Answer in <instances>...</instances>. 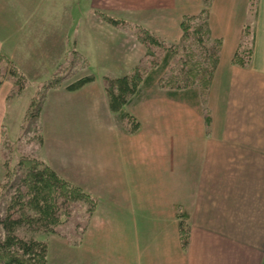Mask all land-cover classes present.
<instances>
[{"label": "crops", "instance_id": "0c3cea01", "mask_svg": "<svg viewBox=\"0 0 264 264\" xmlns=\"http://www.w3.org/2000/svg\"><path fill=\"white\" fill-rule=\"evenodd\" d=\"M202 6L0 0V55L30 81L53 71L71 45L95 68V79L75 90L49 88L37 118L40 158L97 198L77 242L46 236L49 264H264V0H211L209 34L221 45L204 102L152 86L126 106L139 121L132 133L119 129L107 103L103 75L125 74L146 54L127 27L98 11L176 43L182 17ZM245 26L251 55L239 65L232 58ZM9 89L0 88V141Z\"/></svg>", "mask_w": 264, "mask_h": 264}, {"label": "trees", "instance_id": "16d2710c", "mask_svg": "<svg viewBox=\"0 0 264 264\" xmlns=\"http://www.w3.org/2000/svg\"><path fill=\"white\" fill-rule=\"evenodd\" d=\"M210 2L211 0H203V6L199 13L182 17L179 24L182 30L181 36L176 45L166 46L162 39L147 28L138 24L132 26L133 29L135 28L137 38H139L149 51V54H151V68L149 70H142L139 68L141 65H136L128 73L119 76L104 75L102 77L108 107L113 113L118 126L124 129V131L132 133L139 127L137 118L127 112L124 106L133 97L141 98V95H143L141 92L142 85L153 84L150 83L154 77L152 73L154 69L152 67L157 63V59H152V57L154 58V54L150 49L154 46L166 49L165 54L160 58L163 64L169 63V59L175 58L177 52H180L177 62L182 66L180 70H182L184 78L189 82L185 85V88H190L192 85L193 87L204 86V90L199 93L202 94V101L204 102L205 96L203 92L207 91L210 84L212 74L219 59L221 45L219 38H212L209 34L208 12ZM101 15H103L105 21L111 24L123 26L127 23L123 19H118L111 15L104 13ZM190 19H196L197 24L194 25L191 21L187 22ZM188 37L194 38L196 43L199 44V48L201 49L199 51L200 60H195V55L190 53V46L188 43H185V40L189 39ZM250 55V29L248 26H245L242 31L240 44L233 55L232 61L239 65H247ZM4 59L5 55L1 54L0 60ZM15 70L13 68L14 72L12 74H15L14 82L18 87L17 89L20 90L24 78ZM194 71L203 72L204 75L195 76ZM1 76L0 74V78ZM94 79L95 75L89 72L75 78L73 81L67 83L65 87L68 90H75ZM172 83L174 82L172 81ZM59 85L60 81L57 79L48 81L43 86L44 91L37 102L34 101V98L29 99L25 115L38 118L47 90ZM162 87L165 88L166 94L176 95L178 93L180 95L179 93H182L181 95H186L192 92L190 89L180 92L181 86L173 87V85H168L166 87L164 85ZM176 90L179 92H175ZM38 136L42 140V134H38ZM17 164L18 168L22 171L21 175L17 178L18 180L16 183L10 181L4 184L7 185L8 191L10 188H12V191L9 193V199L6 202L3 213L0 212V264H49L47 259V241L19 235L17 230L27 227L33 230H42L45 233L54 232L56 225L60 222V216L70 211L72 204L77 202L84 203L90 215L95 208L97 198L59 175L41 158L35 156L22 157ZM179 216L181 217L179 221L180 236L182 243L185 245L188 242L189 229L184 223L185 213L181 212Z\"/></svg>", "mask_w": 264, "mask_h": 264}, {"label": "rangeland", "instance_id": "374dc122", "mask_svg": "<svg viewBox=\"0 0 264 264\" xmlns=\"http://www.w3.org/2000/svg\"><path fill=\"white\" fill-rule=\"evenodd\" d=\"M81 3L86 4V0H81ZM101 14L102 13L98 11L96 15H98L100 18L105 20L103 15ZM189 21H191L192 24L194 23V25L197 24L196 19L194 20L190 19L187 22ZM133 25L136 24H131L127 22L125 25H123V27H127V29L131 31L134 37H136L135 39L141 42L139 38H137V34L135 33V28L133 29L132 27ZM179 27L181 32L182 31L181 26ZM188 38L189 39L185 40V43L189 44L190 53H193L195 55L194 57L195 60L196 59L200 60L199 51H201V49L199 48V44L196 43L194 38L192 37L191 38L188 37ZM176 43H165V45L166 46L176 45ZM73 50L74 52H72ZM150 50L154 54V58L152 57V59L155 58L157 59V63H156L157 65L155 64L153 66L154 68L152 67V69H154L152 72L154 74V77L152 78L153 80L150 83L153 84L142 85L141 87L142 94L145 95V92L149 93L150 89L148 88L154 86L153 89L155 90H151V92L158 91L160 92V94L172 99L182 98L183 96L181 95L182 93H179L180 95H178V93H176V95L166 94L165 88L162 87L164 85H166V87L168 85H173V87L181 86L180 87L181 90L178 89L180 92L189 89L194 91L195 97L192 100V102L201 100L202 94L199 93L204 90V86L193 87L192 85L190 86V88H185V85L189 82L184 78V74L182 70H180L182 69L181 68L182 66H180V63L177 62L178 56L180 54L179 51L177 52L175 58L169 59L170 60L169 63L163 64L160 58H162V56L165 54L166 49L160 46H154ZM145 54L149 56L144 55V57L141 58L134 66L141 65V67L139 68H141L142 70L145 69L149 70V68H151V61H150L151 54H149V51L147 50L146 47H145ZM13 68L16 69L15 71L19 72L24 78L23 85L20 88V90L17 89L18 87L14 82L15 74H12V72H14ZM131 69H129L126 73L130 72ZM96 71L99 72L98 67L96 68ZM102 71L106 72V69L102 68ZM79 72L81 75L89 72L93 73L95 72V68L90 63V61H87V58L76 49L75 45L69 46V48L65 53L64 58L61 60V62L57 64V66L53 69V71H51L42 80L36 82L30 81L26 76V74L8 56L5 55V59L2 61L0 60V74L2 75L0 78V88L4 83L10 84V89L5 95V102L7 103V112L3 124L1 126V141H0V212L1 213H3V210L5 209L6 206V202L9 199V193H11L12 191V188H10V190L8 191L7 185L4 184L10 181L16 183V181L18 180L17 178L21 175L22 172L20 168H18V164H17L20 158L32 157V156L38 158L41 157L38 154V149L39 146L42 144V140H40L38 136V134H41V132L40 129L37 127L38 125L37 118H34L33 116L25 115V110L28 105L29 99L34 98V101L37 102L40 99L42 92L44 91L43 86L46 85L48 81H54L57 79L60 81V85H62L63 83H65L66 85L67 83L73 81L75 78L72 77ZM193 73H195V76H201V74L204 75L203 72H198V71H194ZM172 81L174 83H172ZM179 91L176 90L175 92H179ZM204 92L203 95L205 96L206 92L205 93ZM135 99H139V98L133 97L130 102H132ZM130 102H128L127 104H129ZM127 104L124 106V108L127 112H129L126 109ZM129 113L132 114L131 112ZM119 129L124 131V129L120 127ZM90 215L88 214L87 207L84 205V203L77 202L72 204L70 211H68L65 215L60 216V222L58 225H56L54 232L45 233L42 230H33L24 227L22 229L19 228L17 230V233L19 235H24L26 237H33L39 240L42 239L47 240L46 239L47 235L51 233H57L66 236L72 242H77L80 239L84 229L86 228Z\"/></svg>", "mask_w": 264, "mask_h": 264}]
</instances>
